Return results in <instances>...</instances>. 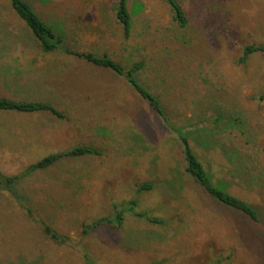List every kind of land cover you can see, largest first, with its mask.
Instances as JSON below:
<instances>
[{
    "label": "rangeland",
    "instance_id": "374dc122",
    "mask_svg": "<svg viewBox=\"0 0 264 264\" xmlns=\"http://www.w3.org/2000/svg\"><path fill=\"white\" fill-rule=\"evenodd\" d=\"M28 1L63 26L73 49L123 64L144 59L141 83L172 121L200 131L190 142L211 180L258 217L189 178L176 136L123 79L43 53L0 0V96L46 101L64 114L0 110V173L21 174L0 184V264H264V51L240 62L245 45L264 44V0H179L183 27L164 0H130L137 12L127 40L115 0ZM76 145L101 154L24 173ZM146 182L153 187L140 190ZM132 199L120 226L88 227Z\"/></svg>",
    "mask_w": 264,
    "mask_h": 264
},
{
    "label": "trees",
    "instance_id": "16d2710c",
    "mask_svg": "<svg viewBox=\"0 0 264 264\" xmlns=\"http://www.w3.org/2000/svg\"><path fill=\"white\" fill-rule=\"evenodd\" d=\"M7 2L16 18L24 26V28L29 31L36 45L43 53L60 52L63 53V55L66 54L73 56L90 64L91 66L104 71H110L118 75L119 78L123 79L135 96H137L139 100L145 102L150 109L156 113L171 133L176 136V139L180 143L181 156L184 165L183 168L189 178L220 203L243 212L252 220L257 219L258 213L252 204L228 193L224 183H215L209 177L205 167L199 160L190 142V136L192 133L198 134L200 131H198V129L193 131L188 130L185 125L172 121L158 95L141 83L138 76L146 67L144 59L132 62L130 61L129 64H123L121 61L110 57L106 53L98 54L91 51L73 49L66 43V33L63 26L60 23H49L42 19L33 6L30 5L31 3L28 0H7ZM164 2L170 8L172 20L180 27L185 26L187 23V17L179 0H164ZM111 10L114 21L120 27L121 36L123 39L127 40L132 32V15H134L137 11L130 10V0H115ZM256 51H264V44L251 43L245 45L243 47L240 62H245L248 56ZM0 110L16 111L19 113L48 112L57 118L64 117L63 112L49 102L37 100H17L5 96H0ZM100 154L101 151L96 147L76 145L67 150L47 154L38 161L28 165L24 173L47 168L59 160L79 158L88 155L97 156ZM20 175L21 174L5 176L0 173V184L10 185L16 181ZM152 187V183L146 182L143 183L139 189L148 190ZM136 204L137 201L135 199H132L127 203L122 202L120 204H114V211L110 215L98 218L88 227H93L98 224H110L118 227L121 225L123 214L126 212H133ZM135 215L145 217L146 214L138 213ZM151 220L161 222L157 218H151ZM45 232H47L51 238H57V235L50 228L46 227ZM86 257L87 255L85 254V258Z\"/></svg>",
    "mask_w": 264,
    "mask_h": 264
}]
</instances>
